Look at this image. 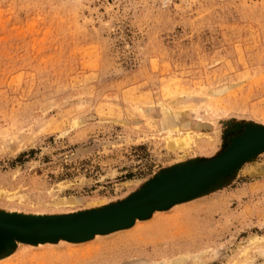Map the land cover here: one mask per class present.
<instances>
[{
  "label": "rangeland",
  "instance_id": "1",
  "mask_svg": "<svg viewBox=\"0 0 264 264\" xmlns=\"http://www.w3.org/2000/svg\"><path fill=\"white\" fill-rule=\"evenodd\" d=\"M262 130L264 0H0V264H264ZM171 189L123 228L14 235Z\"/></svg>",
  "mask_w": 264,
  "mask_h": 264
},
{
  "label": "water",
  "instance_id": "2",
  "mask_svg": "<svg viewBox=\"0 0 264 264\" xmlns=\"http://www.w3.org/2000/svg\"><path fill=\"white\" fill-rule=\"evenodd\" d=\"M263 134L258 136L259 145H264ZM180 196L177 189L153 194L135 202L102 211L85 217L45 221L20 227L14 235L27 241L53 240L58 237L84 239L99 232H108L131 224L136 218L149 215L154 209L174 202Z\"/></svg>",
  "mask_w": 264,
  "mask_h": 264
},
{
  "label": "bare ground",
  "instance_id": "3",
  "mask_svg": "<svg viewBox=\"0 0 264 264\" xmlns=\"http://www.w3.org/2000/svg\"><path fill=\"white\" fill-rule=\"evenodd\" d=\"M170 125V124H169ZM168 127H171V126H163L162 129L164 130H167ZM169 130V129H168ZM170 133V132H169ZM263 132L261 131L260 135H262ZM191 139V135L189 133H186L184 134L182 137H170L169 139V144H171L172 147H180V146H183V145H186L188 144V141ZM137 219V218H136ZM97 234V233H96ZM59 238H62L61 241H68L69 239L67 238H64V237H58L57 240ZM45 241H48V240H45ZM70 241V240H69ZM255 242V241H254ZM39 243H45V242H35V244H39ZM33 244V243H32ZM176 261H179V260H176ZM174 264H179V262H175Z\"/></svg>",
  "mask_w": 264,
  "mask_h": 264
}]
</instances>
